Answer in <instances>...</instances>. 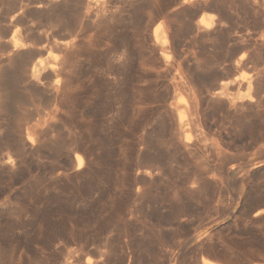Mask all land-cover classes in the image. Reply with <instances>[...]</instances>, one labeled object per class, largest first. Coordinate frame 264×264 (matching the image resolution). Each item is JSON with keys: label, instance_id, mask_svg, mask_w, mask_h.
I'll return each instance as SVG.
<instances>
[{"label": "rangeland", "instance_id": "rangeland-1", "mask_svg": "<svg viewBox=\"0 0 264 264\" xmlns=\"http://www.w3.org/2000/svg\"><path fill=\"white\" fill-rule=\"evenodd\" d=\"M202 260L264 264V0H0V264Z\"/></svg>", "mask_w": 264, "mask_h": 264}, {"label": "bare ground", "instance_id": "bare-ground-1", "mask_svg": "<svg viewBox=\"0 0 264 264\" xmlns=\"http://www.w3.org/2000/svg\"><path fill=\"white\" fill-rule=\"evenodd\" d=\"M88 1V0H87ZM184 2H186L187 0H183ZM198 21H199V23L200 24H202L203 26H205V27H208V24L207 23H205V21L203 20V18L200 16L199 17V19H198ZM24 45L25 44H23V43H21V42H19V41H14L13 42V46H14V48H20V47H24ZM37 62V61H36ZM35 63V62H34ZM38 63V62H37ZM37 63H35L34 64V66L33 67H31L32 68V72H34V71H36V65H37ZM40 63V62H39ZM38 66V65H37ZM38 69V68H37ZM37 72V71H36ZM35 72V73H36ZM75 162H76V168H79V167H81L82 166V164H83V159H82V157L80 156V155H75ZM207 262H209V261H207ZM210 263H212V262H209V264ZM201 264H207L204 260H202V263Z\"/></svg>", "mask_w": 264, "mask_h": 264}]
</instances>
